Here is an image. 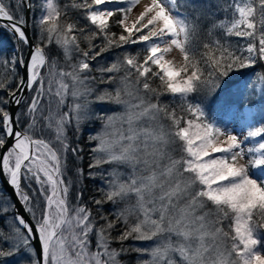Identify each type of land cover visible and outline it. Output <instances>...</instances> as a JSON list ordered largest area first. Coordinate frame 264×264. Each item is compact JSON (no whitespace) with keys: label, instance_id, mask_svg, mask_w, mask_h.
I'll return each instance as SVG.
<instances>
[{"label":"snow or ice","instance_id":"obj_1","mask_svg":"<svg viewBox=\"0 0 264 264\" xmlns=\"http://www.w3.org/2000/svg\"><path fill=\"white\" fill-rule=\"evenodd\" d=\"M138 3L0 0V175L16 197L0 195V264H123L129 252L150 257L138 264H264V142L245 151L264 125L242 139L205 111L264 93V71L250 88L229 79L264 69V0H151L129 26ZM173 48L182 64L165 59ZM106 52L115 59L101 65ZM165 93L179 94L190 118L162 103ZM92 122L102 130L84 144ZM85 179L99 183L95 194ZM133 240L152 243L125 246Z\"/></svg>","mask_w":264,"mask_h":264},{"label":"trees","instance_id":"obj_2","mask_svg":"<svg viewBox=\"0 0 264 264\" xmlns=\"http://www.w3.org/2000/svg\"><path fill=\"white\" fill-rule=\"evenodd\" d=\"M5 2L7 3L8 0H5ZM33 3H37V0H32ZM59 4L61 6L65 5V4H71L73 2V0H58ZM78 2V0H77ZM65 11H67L68 13V17L69 19H77V22L80 24H83V16L79 14V10L77 9H73V8H68ZM23 13H24V9H23ZM223 16L220 15L218 17V19H222ZM62 22H63V17H62ZM114 31H119L118 29H113ZM217 36L220 35V32L217 31L215 33ZM2 35V34H0ZM78 35V40L80 43L81 48H85L87 41L84 39V36L82 35ZM205 36L203 34L197 36L194 38V42L198 43L201 40H204ZM231 42L233 43H240V41L238 40V38L236 37H231L230 38ZM94 44L96 45H100L101 41L100 39H95L92 41ZM12 44L8 41V40H4V48L8 50L9 46H11ZM55 48V51L57 53V57L56 59L59 61L60 64L65 65V58L63 55V50L61 48H59L58 46H53ZM130 48V50H135V51H141V49L143 48V45H135V46H128ZM98 50V49H97ZM203 49L201 48V51ZM47 51V49H46ZM5 55H8L9 52L6 51L4 53ZM143 55V52L141 53ZM77 54H73V60L72 61H68L67 63H73L75 62ZM115 59V54H109V53H104L103 58L100 59V64L101 65H107L110 64L113 60ZM95 63V62H94ZM155 70V69H154ZM264 71V69H262L259 66H255L254 68H249V69H242L239 71H235L231 74L230 76V80L233 82V84H237L238 82H240L241 80H244L247 78V76H257L258 73ZM93 75L99 76L100 74L95 72V70L93 71ZM153 86L154 87H159V81L158 79L155 80L153 82ZM221 87H223V85H221ZM248 95L249 94H244V103L243 105H250V106H254L256 104V101L253 100V98L251 99V101H249L248 99ZM161 101L164 104H167L169 106L170 109H175L178 115H184L185 118H190L186 113H184L183 111V107H186V105H182V99L180 97L179 94H170V93H165L163 96H161ZM189 102L196 104L199 103L200 100V95L199 94H191L188 97ZM231 103V101L227 98V97H223L222 98V103L221 104H216V103H212L211 101L209 102V104L206 106L205 111H206V115H207V119L209 121H213L216 124L219 123L221 116L226 113V111L228 110V106ZM237 107L241 108L243 106H239L236 105ZM255 121H262V123L264 124V95L262 97L261 100V105L259 106V108L257 109V114L256 117L254 118ZM165 125L167 126L170 122L168 121H164ZM101 129V124L99 122H92L86 125V132H85V136L82 138L84 140V144H94L95 142H89L86 139V136L88 134H95L97 132H100ZM81 146H84L83 144ZM90 148L86 147L85 148V159L83 161H78V163L84 167L86 166V164L89 162V156H90ZM87 175V171H85V176ZM86 189H88L89 191L87 192L88 196H91L93 194L96 193V189L100 186L98 182H92L89 181L87 179L84 180V185H83ZM0 190H2V195H5V191L0 187ZM90 203V202H89ZM95 206H93V212L95 213ZM109 210H111V206H107L104 211L105 213H107ZM111 218V217H110ZM230 223V221H224V226L227 229V224ZM138 241H126L125 242V246H129L131 245L132 247H138L137 246ZM113 247H119V244L114 243L112 245ZM261 247H264V244L260 245ZM120 259L123 261V264H138V260H143V257H140L138 253L136 252H129L125 255H122V257H120Z\"/></svg>","mask_w":264,"mask_h":264},{"label":"rangeland","instance_id":"obj_3","mask_svg":"<svg viewBox=\"0 0 264 264\" xmlns=\"http://www.w3.org/2000/svg\"><path fill=\"white\" fill-rule=\"evenodd\" d=\"M144 1V0H143ZM143 1L139 2L136 6L133 7L131 13L128 15V20L127 23L129 26L138 18L139 14L141 13L140 6L143 3ZM147 6L151 3V0H146ZM240 41V44L245 43L244 40L241 38H238ZM163 47V46H162ZM12 45L9 46L8 52L11 51ZM165 59L168 61L173 62L174 64H182L183 63V55L182 53L178 50L173 48V50L165 55ZM257 76H247L246 79L241 80L238 84L241 86L245 83H249V88L251 87V82L256 81ZM245 94H249V92H245ZM248 95V96H249ZM264 93H261L260 91L257 92V94L254 96L253 100L256 101V104L254 106L250 105H243V107L239 108L237 106L233 107L231 110H227L226 113H224L221 118L219 123L217 124L218 126L222 128H227L231 130L232 134L240 136L242 139L247 135V132L250 130L249 125L251 124L252 127H257L264 125L262 121H255L254 120V115L257 113V109L261 105V100L263 97ZM221 140L226 139V137H221ZM264 142V137H256V138H250L249 140L245 141V151L247 152L248 147H253L256 148L258 147L259 143ZM247 162V156H245V159L241 161V163H246ZM0 195H2V192L0 191ZM152 242H142L138 241L137 246L138 247H148L151 245ZM258 250L261 252L262 255H264V247L258 246ZM140 256V255H139ZM143 260H148L150 257L145 254L143 256Z\"/></svg>","mask_w":264,"mask_h":264},{"label":"water","instance_id":"obj_4","mask_svg":"<svg viewBox=\"0 0 264 264\" xmlns=\"http://www.w3.org/2000/svg\"><path fill=\"white\" fill-rule=\"evenodd\" d=\"M24 15H28V10L27 9H24ZM0 22H2V21H0ZM7 180H8V177L6 175H0V186L3 188V190L5 191V193L8 195V197L11 200H15L16 197L12 194L11 185L6 183ZM25 215L27 216L28 214L25 213Z\"/></svg>","mask_w":264,"mask_h":264},{"label":"bare ground","instance_id":"obj_5","mask_svg":"<svg viewBox=\"0 0 264 264\" xmlns=\"http://www.w3.org/2000/svg\"><path fill=\"white\" fill-rule=\"evenodd\" d=\"M148 1V0H147ZM147 6L146 2H143L140 6V10L141 12L145 9V7ZM163 46V45H162Z\"/></svg>","mask_w":264,"mask_h":264}]
</instances>
